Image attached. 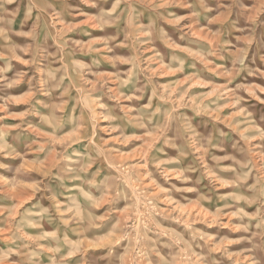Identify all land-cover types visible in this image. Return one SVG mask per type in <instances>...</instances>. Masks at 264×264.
<instances>
[{
	"label": "rangeland",
	"instance_id": "obj_1",
	"mask_svg": "<svg viewBox=\"0 0 264 264\" xmlns=\"http://www.w3.org/2000/svg\"><path fill=\"white\" fill-rule=\"evenodd\" d=\"M0 264H264V0H0Z\"/></svg>",
	"mask_w": 264,
	"mask_h": 264
}]
</instances>
